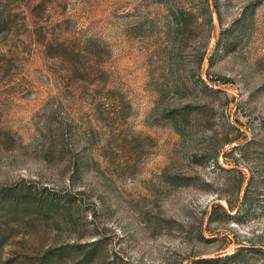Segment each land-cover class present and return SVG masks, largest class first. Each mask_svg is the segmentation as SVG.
Instances as JSON below:
<instances>
[{
  "label": "rangeland",
  "instance_id": "obj_1",
  "mask_svg": "<svg viewBox=\"0 0 264 264\" xmlns=\"http://www.w3.org/2000/svg\"><path fill=\"white\" fill-rule=\"evenodd\" d=\"M92 240L264 264V0H0V264Z\"/></svg>",
  "mask_w": 264,
  "mask_h": 264
},
{
  "label": "trees",
  "instance_id": "obj_2",
  "mask_svg": "<svg viewBox=\"0 0 264 264\" xmlns=\"http://www.w3.org/2000/svg\"><path fill=\"white\" fill-rule=\"evenodd\" d=\"M166 115L168 117H171V123L173 127L182 135L183 134V127L186 123V112L183 110H180L178 113L174 110H166ZM86 243V242H83ZM97 241L92 240L91 242H88L87 244H81V243H75L72 244L71 247L78 249L77 251L80 253V257L76 259L73 263L80 264L81 262L91 258L90 255L93 252L98 251ZM86 245H91L89 248H86ZM64 251L63 247L57 248L56 250L48 249L43 253L44 259L47 261L51 255H55L60 252Z\"/></svg>",
  "mask_w": 264,
  "mask_h": 264
}]
</instances>
